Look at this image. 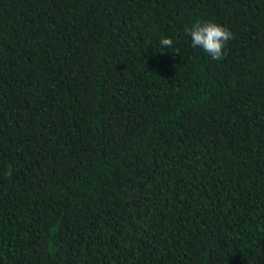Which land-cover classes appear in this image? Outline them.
Listing matches in <instances>:
<instances>
[{"label":"trees","instance_id":"obj_1","mask_svg":"<svg viewBox=\"0 0 264 264\" xmlns=\"http://www.w3.org/2000/svg\"><path fill=\"white\" fill-rule=\"evenodd\" d=\"M0 264H264V0H0Z\"/></svg>","mask_w":264,"mask_h":264},{"label":"clouds","instance_id":"obj_2","mask_svg":"<svg viewBox=\"0 0 264 264\" xmlns=\"http://www.w3.org/2000/svg\"><path fill=\"white\" fill-rule=\"evenodd\" d=\"M185 32L191 38L193 47L203 49L213 60L222 58L227 41L232 38L231 32L222 25L212 21H196ZM173 45L171 38L162 37L160 46L170 48Z\"/></svg>","mask_w":264,"mask_h":264}]
</instances>
